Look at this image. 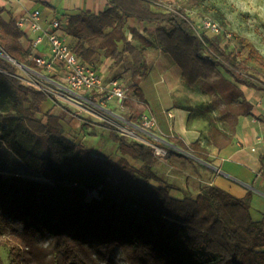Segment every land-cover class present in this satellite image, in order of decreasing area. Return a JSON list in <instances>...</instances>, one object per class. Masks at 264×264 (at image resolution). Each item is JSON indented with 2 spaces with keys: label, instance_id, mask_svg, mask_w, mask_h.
I'll list each match as a JSON object with an SVG mask.
<instances>
[{
  "label": "trees",
  "instance_id": "1",
  "mask_svg": "<svg viewBox=\"0 0 264 264\" xmlns=\"http://www.w3.org/2000/svg\"><path fill=\"white\" fill-rule=\"evenodd\" d=\"M160 1L112 0L99 15L69 18L66 35L78 40L74 51L81 61L94 65L103 51L118 66L124 53L135 51L123 33L127 20L155 25L159 45L185 84L207 94L217 120L234 132L239 119L253 112L242 87L264 91V55L236 36L248 52L239 61L222 49L218 35L194 32L186 15L196 0L170 12L157 10ZM23 36L17 23L0 18V53L42 72L24 56ZM14 62L0 55V248L9 250L10 264H109L113 253L127 264H264V222L253 220L248 199L219 189L175 197L174 187L154 172L155 148L129 141L113 127L110 137L121 158L93 155L64 136L60 117L43 113L51 95L29 88L30 99L24 96ZM209 138L218 150L231 142L216 121L210 122ZM169 141L156 146L184 158L181 170L196 176L207 170L180 152L207 162L209 152L200 144ZM260 161L264 165V155ZM93 193L110 202L113 216L90 199Z\"/></svg>",
  "mask_w": 264,
  "mask_h": 264
},
{
  "label": "crops",
  "instance_id": "2",
  "mask_svg": "<svg viewBox=\"0 0 264 264\" xmlns=\"http://www.w3.org/2000/svg\"><path fill=\"white\" fill-rule=\"evenodd\" d=\"M111 2L112 0H0V18L5 24L11 21L18 24L31 13L39 11L40 24L47 29L54 20L63 21L81 14L99 15L111 7ZM145 26L147 24L129 18L123 30L127 43L135 47L134 36L138 34L144 37ZM21 30L24 36L20 43L26 59L32 61L35 57L51 58V48L47 40L35 47L36 39L42 31L33 32L30 21H27ZM67 38L71 46L77 45L78 40ZM119 51H125L122 42L119 43ZM134 55L131 51L124 53L123 62L113 72L109 69L115 64V60L105 58L103 51L98 52L92 63L103 73L106 83L114 79L111 74H121L120 78L129 88L135 87L133 90L137 91L143 101L136 116H148L157 122V129L154 132L142 130L147 137L153 139L155 146L157 142L172 145L169 140L176 138L187 146L200 144L209 152L207 162L198 159L207 170L201 169L197 176L191 175V170L178 169L184 158L169 155L167 152L163 156L165 159H159L154 171L160 163L164 164L166 161V165L170 168V178L166 181L174 187L173 195L174 192L191 193L195 197L205 189H219L238 199H248L253 220L257 223L264 222V165L260 161L261 156L264 155V91L242 87L247 102L253 107V112L248 117H241L232 132L225 122L217 120L218 111L210 110V97L201 89L191 88L185 84L181 71L163 52L161 46L155 44L147 47L143 51L141 63L134 62ZM136 72L138 74L134 77ZM55 75L62 76V73L57 69ZM74 97L77 101L67 99L70 106L85 112L87 117H92V121H87V126L84 128L87 137L91 140L102 138L104 141L103 149L95 148L91 151L92 154L118 161L121 158L118 144L110 137L111 127H116L108 123H98L99 118L94 113V108H100L118 117L115 112L119 107L117 103L111 102L108 104L110 108L103 109L97 102L99 100L101 103L99 96L79 93ZM130 100L135 102L134 99ZM83 102L87 108L79 105ZM136 106L139 107L138 104ZM42 111L44 114L50 112L60 117L65 109L61 107L60 100L49 98L42 105ZM213 121H216L220 130L231 137L230 144L222 150L211 145L209 126ZM89 143L92 144V141ZM180 152L187 157L195 158L189 153L181 150ZM172 170L184 174L190 180L187 179L186 182V178L182 175L171 174Z\"/></svg>",
  "mask_w": 264,
  "mask_h": 264
},
{
  "label": "rangeland",
  "instance_id": "3",
  "mask_svg": "<svg viewBox=\"0 0 264 264\" xmlns=\"http://www.w3.org/2000/svg\"><path fill=\"white\" fill-rule=\"evenodd\" d=\"M189 1L190 0H161L159 5H157V10L162 12H170L178 9L181 3H188ZM196 1L197 3L187 11L186 15L191 21L192 29L194 32L198 33L201 36L207 34L211 38L214 37L215 34L211 33L210 31H207L203 27V21H205L206 19H211L214 22L218 23L222 29V34L219 35V43L225 52L236 53L239 61L248 56V52L241 48L236 37L240 36L252 42L255 47L264 55V0ZM144 34V37L136 34L134 37L135 47L131 45L129 49L135 50V53H132L135 54L133 57L135 63H141L143 61V51L146 50L147 47L153 46L155 44L159 45L155 25L145 26ZM204 45L205 48L208 47L207 44ZM99 65L101 64L99 63ZM17 67V75L22 80L21 90L22 93H24L25 97L30 99L27 93V89L34 88L37 91H41L51 95L55 101L60 100L61 107L65 109V112L60 114V118L62 120L63 134L67 139L75 143L84 142V145L90 151H93V149L95 148L103 149L104 141L102 138L91 140L87 137L88 135L84 132V128L87 126L86 122L89 120L92 121V117H87L85 112H82L81 110H77L73 106H70V104L67 102L68 98L63 94L64 92L57 86L56 77L50 75L46 76L45 74H42L43 71L40 72L38 70H34L35 72L44 76L42 77L31 71L22 69L19 66ZM116 67L117 65L115 66L114 64L113 66H111V69H109V71L113 72ZM111 77H113L114 79H118L121 77V74H111ZM133 88L135 87L130 88L128 100H126L122 104H117L119 107H117L118 110L115 112L118 117L108 114L100 108H94V113L99 118V120H95L99 121L98 123L100 124L108 123L110 125H113L114 127H116L118 134L124 136L129 141H137L143 144H148L149 146L152 145L157 148L153 139L151 137H147L142 132L143 129L141 127V124L144 116L138 117L136 116V114L141 109L140 106L143 105V101L138 95L137 91L133 90ZM130 99H134L135 102H132V100ZM97 102L100 104L99 100ZM135 104H138L139 107H137ZM150 104L152 105V103ZM79 105L84 108H87L84 102L82 104L79 103ZM101 108L108 109L110 107L108 104H106L104 107L101 106ZM37 118L42 119L44 122H46L43 116L38 115ZM75 120L76 122H74ZM154 131L155 130H152L151 132ZM90 141H92V144L89 143ZM0 156L1 158H5V155L3 154H0ZM161 158L165 159V157L163 158V156L157 157L156 164ZM192 159L202 164V162L199 161L197 158ZM132 165L140 171H144V166L141 163L132 162ZM169 170L170 168L166 165V161H164V164L160 163V165L154 172L166 181L170 178ZM192 171L193 170L191 169V175H194ZM171 172V174L173 175H182V177H185L184 174L178 171L172 170ZM185 178L186 182L187 179L188 181L190 180L187 177ZM185 195L193 196V194L191 193L174 192V196L178 198H182ZM90 199H92L101 209L107 211L108 214H110L111 216L114 215V213L111 212L112 206L110 202L100 199L95 193L90 195ZM0 257L3 261V264H10L11 259L9 256L8 249L0 248ZM109 264L127 263L120 253H113L109 255Z\"/></svg>",
  "mask_w": 264,
  "mask_h": 264
},
{
  "label": "built area",
  "instance_id": "4",
  "mask_svg": "<svg viewBox=\"0 0 264 264\" xmlns=\"http://www.w3.org/2000/svg\"><path fill=\"white\" fill-rule=\"evenodd\" d=\"M40 20L41 13L36 11L21 20L18 27L22 29L26 22L30 21L33 32L42 31L36 39L35 47L47 40L51 48V58L35 57L32 61L46 76L56 77L58 88L68 99L76 100L75 95L88 93L101 97L102 107L111 102L122 104L128 100L130 88L123 79H112L106 83L103 73L95 65L87 64L78 58L65 32L69 25L68 19L54 20L47 29L41 26ZM203 27L215 35L222 34L220 25L211 19L203 21ZM57 69L62 76L55 75ZM141 125L143 130L149 132L157 129V122L148 116L143 117ZM155 154L157 157L164 156L165 151L155 148Z\"/></svg>",
  "mask_w": 264,
  "mask_h": 264
},
{
  "label": "water",
  "instance_id": "5",
  "mask_svg": "<svg viewBox=\"0 0 264 264\" xmlns=\"http://www.w3.org/2000/svg\"><path fill=\"white\" fill-rule=\"evenodd\" d=\"M0 55H1L3 58H5V59L14 62V61H13L8 55H6V54H4V53H0ZM14 64L17 65V66H19V67L22 68V69H25V70L31 71V72H33V73H35V74H37V75H40L39 73L35 72L34 70L30 69V68L27 67V66H24V65L19 64V63H16V62H14ZM40 76H42V75H40ZM42 77H43V76H42Z\"/></svg>",
  "mask_w": 264,
  "mask_h": 264
}]
</instances>
